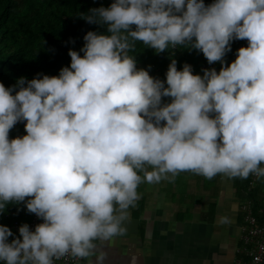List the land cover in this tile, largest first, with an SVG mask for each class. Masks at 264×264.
<instances>
[{
    "label": "clouds",
    "instance_id": "9594fccd",
    "mask_svg": "<svg viewBox=\"0 0 264 264\" xmlns=\"http://www.w3.org/2000/svg\"><path fill=\"white\" fill-rule=\"evenodd\" d=\"M82 17L107 26L86 33L82 57L69 50L58 76L0 84V210L31 197L43 220L11 242L0 226V264H105L94 241L123 234L142 182L264 177V0H114ZM233 39L247 47L224 67ZM136 41L190 45L221 69L193 75L173 59L165 88L128 55ZM20 120L27 134L9 140Z\"/></svg>",
    "mask_w": 264,
    "mask_h": 264
},
{
    "label": "crops",
    "instance_id": "0c3cea01",
    "mask_svg": "<svg viewBox=\"0 0 264 264\" xmlns=\"http://www.w3.org/2000/svg\"><path fill=\"white\" fill-rule=\"evenodd\" d=\"M236 52L223 59L224 67L235 60ZM220 69L218 61L214 70ZM203 71L194 75L203 76ZM170 102V97H161V106ZM26 134L20 125L8 132L12 139ZM238 179L224 174L208 179L184 171L173 180L140 183L123 234L94 241L97 250L106 254L105 264H233L242 223ZM254 186L264 207V177ZM78 264H87V259Z\"/></svg>",
    "mask_w": 264,
    "mask_h": 264
},
{
    "label": "trees",
    "instance_id": "16d2710c",
    "mask_svg": "<svg viewBox=\"0 0 264 264\" xmlns=\"http://www.w3.org/2000/svg\"><path fill=\"white\" fill-rule=\"evenodd\" d=\"M113 2L114 0H0V84L9 88L20 78L30 81L33 78L39 79L42 75L58 76L62 67L70 65L67 54L69 50L77 51L83 56L80 49L85 43L83 37L87 32L106 34V25L88 23L82 16H87L91 9L107 8ZM203 3L208 6L214 0H203ZM241 42L242 40L237 39L230 41L231 50L225 53L222 60L236 52ZM128 55L134 58L136 67L151 72L167 69L173 59L178 71L187 64L191 67V72L195 73L209 64L202 52L190 45H169L163 52H156L136 41ZM15 90L12 94H15ZM8 138L12 139L9 135ZM250 176L251 174L246 179H238L236 195L241 201L250 198L255 208H259L262 205L255 195V183L250 192H247ZM28 199L31 197H25L21 202L10 201L0 210V226L16 223V229L10 228L13 236L8 237V242L13 237L19 238L18 228L28 225L31 219L32 213L25 207Z\"/></svg>",
    "mask_w": 264,
    "mask_h": 264
},
{
    "label": "built area",
    "instance_id": "2783aa9c",
    "mask_svg": "<svg viewBox=\"0 0 264 264\" xmlns=\"http://www.w3.org/2000/svg\"><path fill=\"white\" fill-rule=\"evenodd\" d=\"M247 43V40H242L238 49L240 47H247ZM216 63L217 62L204 65L200 70L214 69V65ZM137 69L139 68L137 67ZM147 72L150 77L160 80L164 84V87H167L165 82L167 69H163L159 72ZM192 74L194 75V72H192ZM25 123L26 121L20 120L14 125L24 126ZM256 180V176L251 174L250 181L247 186L248 193ZM239 209L242 223L239 228L238 245L235 249L233 264H264V207L261 206L259 208H255L252 200L250 198H246L241 201ZM40 223H43V220L32 213L31 219L28 223L29 230L33 231L35 226ZM3 226H6L9 229H16L15 222H13L10 226ZM80 260L81 259L77 260L71 258L70 256H65L60 260H54V264H78Z\"/></svg>",
    "mask_w": 264,
    "mask_h": 264
}]
</instances>
